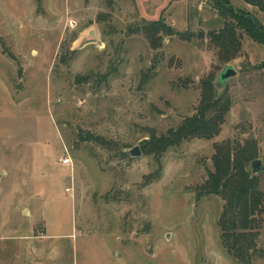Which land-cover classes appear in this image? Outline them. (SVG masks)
<instances>
[{
    "label": "rangeland",
    "instance_id": "1",
    "mask_svg": "<svg viewBox=\"0 0 264 264\" xmlns=\"http://www.w3.org/2000/svg\"><path fill=\"white\" fill-rule=\"evenodd\" d=\"M40 2L0 0V264H245L225 249L223 200L195 191L214 144L252 138L264 164V45L239 30L235 52L213 44L206 33L224 22L213 0ZM158 18L193 34L152 49L132 29ZM205 83L230 101L219 132L156 161L141 140L195 112ZM256 217L249 264H264ZM29 241L47 253L31 257Z\"/></svg>",
    "mask_w": 264,
    "mask_h": 264
},
{
    "label": "trees",
    "instance_id": "2",
    "mask_svg": "<svg viewBox=\"0 0 264 264\" xmlns=\"http://www.w3.org/2000/svg\"><path fill=\"white\" fill-rule=\"evenodd\" d=\"M230 1L213 0L224 22L221 29L206 33L209 40L222 50L232 48L235 52L240 46L238 38L236 39L239 30L254 42L264 45V21L248 9L234 10ZM243 1L264 12V0ZM36 2L41 3L40 0ZM132 30L144 34L152 49L159 47L164 36L177 34L182 39H188L193 34L187 30L184 32L173 30L162 18L144 22ZM206 34L201 30L198 33L199 36ZM0 44L2 51L7 53L1 35ZM10 57L15 56L11 53ZM262 65L264 66V62ZM75 79L85 80L86 76H76ZM229 106L230 101L227 97L209 92L205 83L195 112L184 117L176 127H171L165 133L155 134L151 131L147 138L141 140L143 151L151 154L157 161L168 148L178 145L183 140L213 137L219 132L230 109ZM212 155V168L206 169L205 180L197 186L196 199L205 194H215L223 200L219 224L221 234L226 237L223 240L225 249L239 261L249 264L251 261L249 252L257 250L254 242L255 233L251 230L259 222L256 214L264 211V192L260 189L259 173L247 169V165L256 157L254 139L225 140L214 144Z\"/></svg>",
    "mask_w": 264,
    "mask_h": 264
},
{
    "label": "water",
    "instance_id": "3",
    "mask_svg": "<svg viewBox=\"0 0 264 264\" xmlns=\"http://www.w3.org/2000/svg\"><path fill=\"white\" fill-rule=\"evenodd\" d=\"M235 74V69L227 66L225 67L217 76L218 81L216 83V88L220 87L222 85V82L225 81L228 77L233 76ZM129 154L132 156H139L141 152L139 151V147L135 146L129 150ZM252 170L255 172L263 171L264 170V164L259 159H253L250 164Z\"/></svg>",
    "mask_w": 264,
    "mask_h": 264
},
{
    "label": "crops",
    "instance_id": "4",
    "mask_svg": "<svg viewBox=\"0 0 264 264\" xmlns=\"http://www.w3.org/2000/svg\"><path fill=\"white\" fill-rule=\"evenodd\" d=\"M42 242V241H41ZM42 246H41V245ZM35 243L34 241H29L27 249V253L33 257L35 254H43V256L47 253V247L42 243Z\"/></svg>",
    "mask_w": 264,
    "mask_h": 264
},
{
    "label": "built area",
    "instance_id": "5",
    "mask_svg": "<svg viewBox=\"0 0 264 264\" xmlns=\"http://www.w3.org/2000/svg\"><path fill=\"white\" fill-rule=\"evenodd\" d=\"M70 26H72V25L70 24ZM59 160H60L61 163L63 162L65 164H69L71 162V159L67 155L62 156V158H59Z\"/></svg>",
    "mask_w": 264,
    "mask_h": 264
}]
</instances>
